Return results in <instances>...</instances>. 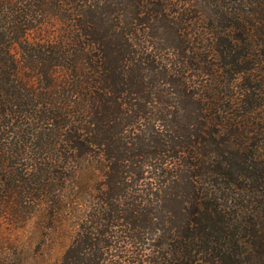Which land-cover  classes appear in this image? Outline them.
<instances>
[{"label":"trees","instance_id":"16d2710c","mask_svg":"<svg viewBox=\"0 0 264 264\" xmlns=\"http://www.w3.org/2000/svg\"><path fill=\"white\" fill-rule=\"evenodd\" d=\"M57 264H264V0H0V223Z\"/></svg>","mask_w":264,"mask_h":264},{"label":"rangeland","instance_id":"374dc122","mask_svg":"<svg viewBox=\"0 0 264 264\" xmlns=\"http://www.w3.org/2000/svg\"><path fill=\"white\" fill-rule=\"evenodd\" d=\"M45 212L0 223V264H57L72 241L68 229H53Z\"/></svg>","mask_w":264,"mask_h":264}]
</instances>
